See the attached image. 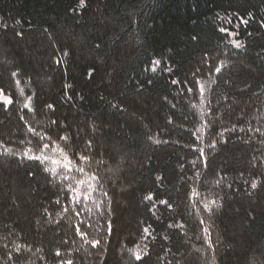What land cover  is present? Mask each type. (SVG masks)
Instances as JSON below:
<instances>
[{"label":"trees","instance_id":"16d2710c","mask_svg":"<svg viewBox=\"0 0 264 264\" xmlns=\"http://www.w3.org/2000/svg\"><path fill=\"white\" fill-rule=\"evenodd\" d=\"M0 89V264H264V0H0Z\"/></svg>","mask_w":264,"mask_h":264},{"label":"snow or ice","instance_id":"6c2138e0","mask_svg":"<svg viewBox=\"0 0 264 264\" xmlns=\"http://www.w3.org/2000/svg\"><path fill=\"white\" fill-rule=\"evenodd\" d=\"M80 2H81V5L84 4V0H80ZM242 23H247V21H246V20H242ZM220 31H221V32H227V29L221 28ZM230 35H235V33H230ZM232 43H233V45H234L235 47H237V48H239V47L242 46V45L240 44V42H239V41H236V40H233ZM155 63L158 64L159 61H156ZM220 70H221V69H220L219 67L215 69L216 72H220ZM12 75H13V76H16L17 73L13 72ZM172 82H173V83H177V81H172ZM17 84H19V80H17ZM189 90H191V89H189ZM200 91H201V94H203V91H204L203 85H201V89H200ZM0 98H2L3 101H4L6 104H11V103H13V101H12V100H11V99H10L5 93H4V90H3V89H0ZM28 99H29V101H30V100H31V97H29ZM25 107H28V105L26 104ZM48 107L51 108L52 105H48ZM21 118L23 119V117H21ZM53 123H55V121H53ZM28 130H29L30 132L35 133V129L31 128L30 126H29V129H28ZM257 131H258V130H257ZM149 138L151 139V137H149ZM41 139H43V137H41ZM60 139H62V140H67L68 138L65 137V136H62V137H60ZM88 143H89V145H90V144H91V141H89ZM48 147H49L48 144H44V145H43V148L41 149V151H43V149H47ZM57 147H58V146H57ZM29 151H31V150H29ZM60 151L63 153V149H60ZM198 151L201 153V155H203V149H198ZM26 155H27V153H26ZM31 158H34V159H41L42 157H40V156H35V157H31ZM44 158H46V157H44ZM89 159H90V157L87 156V155H84V154H80V155H79V160H80V161L87 162V161H89ZM65 160H66L67 162H66L63 166L66 167V168H70V166L72 165V161H71L70 159H68V157H67L66 154H65ZM78 171H80V172L83 173L85 170H84L83 168H78ZM197 175H199V173H197ZM90 178H91L92 180H96V179H98V178L95 176V174H92ZM78 183H79V184H84L85 181L81 180V181H78ZM89 187H91V186L89 185ZM251 187H252L253 189H255V188L257 187V184H256L255 182H253V183L251 184ZM78 195H79V193H78ZM105 195H107V194L105 193ZM192 195H193V196L198 195V193L196 192L195 189H193ZM85 198H87V197H85ZM146 198L151 199L150 196H149V197H146ZM77 202H78V201H77ZM162 203H163V201H162ZM212 203H215V201H213ZM205 207L207 208V205H205ZM65 211H67V209H65ZM78 214H79V213H77V215H78ZM201 223H203V221H201ZM110 230H111V229H110V227H109V231H110ZM76 231H77L82 237H84V236L87 235V233L80 232V229H79V228H77ZM145 231H147V229H145ZM90 243H91V246H92V247H96V246H98L101 242H100V240H93V241H90ZM209 247H211V242H210V241H209ZM16 251H18V252L20 251V247H19V246L17 247ZM56 256H61V253H60L59 250L56 251ZM9 259H11V255H10V254H9ZM136 259L139 260V259H141V257H140L139 255H137V256H136ZM61 264H73V261H72L71 259H66V260H65V259H62Z\"/></svg>","mask_w":264,"mask_h":264},{"label":"rangeland","instance_id":"374dc122","mask_svg":"<svg viewBox=\"0 0 264 264\" xmlns=\"http://www.w3.org/2000/svg\"><path fill=\"white\" fill-rule=\"evenodd\" d=\"M233 36V35H231ZM10 98V97H9ZM43 156L46 157L45 159L52 162L55 165L63 166L67 161L65 160V153L60 151V148L57 146H49L47 150H44ZM68 157V156H67ZM69 159V157H68ZM73 164L70 166V168H66V170H70L72 168ZM64 167V166H63ZM120 183V182H119ZM83 185V187L87 188V181H85L84 184L78 183V191H80V186Z\"/></svg>","mask_w":264,"mask_h":264}]
</instances>
